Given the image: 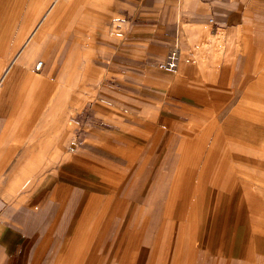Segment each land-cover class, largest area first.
I'll use <instances>...</instances> for the list:
<instances>
[{"label": "crops", "instance_id": "0c3cea01", "mask_svg": "<svg viewBox=\"0 0 264 264\" xmlns=\"http://www.w3.org/2000/svg\"><path fill=\"white\" fill-rule=\"evenodd\" d=\"M53 2L0 78V264H264V0Z\"/></svg>", "mask_w": 264, "mask_h": 264}, {"label": "rangeland", "instance_id": "374dc122", "mask_svg": "<svg viewBox=\"0 0 264 264\" xmlns=\"http://www.w3.org/2000/svg\"><path fill=\"white\" fill-rule=\"evenodd\" d=\"M54 0H48L46 2V5L41 8L40 10H37V8L34 10L35 11V22L34 24L28 28L27 32H21V33H18V37H17V34L15 33H12L10 31H7V32H0V78L2 76V73L3 71L9 67V65H11V63H13L15 60H17L20 56H22V52L25 51V47L26 45L27 46H30L32 40L34 39L35 37V33H36V30L38 29L41 21L43 20V17L47 14V11L49 10V8L51 7L50 4L51 2H53ZM54 2L58 3V4H66L68 2H65L63 0H55ZM53 2V3H54ZM21 3H26L25 1L24 2H21ZM3 4H7V6H3V9L1 8L0 9V13H5L7 14L8 16H0V28H2V30L4 29H7L9 30L10 29V2L9 1H0V7L3 5ZM26 5V4H25ZM7 25V26H6ZM21 25V23H20ZM56 30H58V28H56ZM62 34L58 33L57 31L56 32H52L50 34H48V38L46 37V41H50V44H53L55 46H58L59 45V42L62 41ZM70 36V38H68L67 40L68 41H71V42H74V40L71 38V36H73V34L71 33H68L67 34V37ZM13 43H17V46L14 47V49H11L10 46L11 44ZM56 43V44H55ZM74 46V45H73ZM13 50V51H12ZM10 53V54H9ZM6 61L7 63L6 64H3L1 63V61ZM71 61V60H70ZM39 62H43V59L39 58L37 61H35V64H34V67H36V65L39 63ZM70 64V63H69ZM65 64V62L63 63V70L64 72H67L70 70V67H72L71 65ZM59 69L57 70V66L54 67L52 69L51 72L53 73H58ZM56 83V90L58 89H72V90H76V86H72L71 84H68L66 83L65 81H55ZM47 99L48 97L45 95V91H42V89L40 90L38 96L35 98V104H45L47 103Z\"/></svg>", "mask_w": 264, "mask_h": 264}, {"label": "built area", "instance_id": "2783aa9c", "mask_svg": "<svg viewBox=\"0 0 264 264\" xmlns=\"http://www.w3.org/2000/svg\"><path fill=\"white\" fill-rule=\"evenodd\" d=\"M67 1H71V0H67ZM178 56V49L177 48H172V50H170L166 60L163 63H160L157 65V67L159 69H173L176 65V59ZM41 68V64L36 65L35 69L39 70Z\"/></svg>", "mask_w": 264, "mask_h": 264}, {"label": "bare ground", "instance_id": "6f19581e", "mask_svg": "<svg viewBox=\"0 0 264 264\" xmlns=\"http://www.w3.org/2000/svg\"><path fill=\"white\" fill-rule=\"evenodd\" d=\"M63 1H65V2H73V1H75V0H71V1L63 0ZM38 64H39V65H40V64L42 65L41 62H39ZM38 64H37V65H38Z\"/></svg>", "mask_w": 264, "mask_h": 264}]
</instances>
